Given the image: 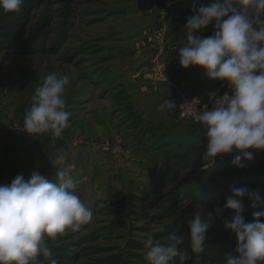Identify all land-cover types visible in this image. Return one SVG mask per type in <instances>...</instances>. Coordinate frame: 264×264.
<instances>
[{
	"label": "rangeland",
	"instance_id": "rangeland-1",
	"mask_svg": "<svg viewBox=\"0 0 264 264\" xmlns=\"http://www.w3.org/2000/svg\"><path fill=\"white\" fill-rule=\"evenodd\" d=\"M209 2L25 0L19 12L0 8V185L34 172L55 179L51 160L64 152L77 195L93 213L79 231L46 237L58 264H149L147 237L163 243L173 232L184 241V264H226L238 255L237 236L224 226L235 215L225 207L231 188L260 197L244 198L246 221L264 211V151L243 169L232 165L235 153L204 168L207 130L179 115L180 98L199 97L211 109L221 95L210 94L227 82L180 64L193 5ZM162 17L166 35L151 40ZM214 30L209 25L197 35ZM51 72L70 80L69 127L60 137L30 135L24 116ZM166 100L176 107L161 113ZM209 213L204 250L192 252L189 221Z\"/></svg>",
	"mask_w": 264,
	"mask_h": 264
},
{
	"label": "clouds",
	"instance_id": "clouds-1",
	"mask_svg": "<svg viewBox=\"0 0 264 264\" xmlns=\"http://www.w3.org/2000/svg\"><path fill=\"white\" fill-rule=\"evenodd\" d=\"M24 2L0 0V8L19 12ZM213 24V35H197ZM184 30L187 43L178 52L181 66L202 67L209 79L227 81L231 89V94L224 93L211 109L205 106L195 113V119L207 130V146L201 154L203 167L235 153L231 163L243 169L245 160L254 159V152L264 151V0L194 4ZM69 83L66 75L51 72L46 76L24 116L26 133L60 137L69 127L71 113L66 111L64 95ZM195 101L184 106L190 109ZM175 107L174 102L166 100L158 111L167 113ZM51 162L55 179L34 172L28 180L18 175L10 184L0 185V264H42L41 257L48 264H58L51 258L46 237L55 239L68 230L77 232L92 220L91 209L77 195L79 182L71 175L66 154L59 153ZM231 191L225 207L235 215L224 226L237 236L238 255L229 256L226 264H264V211L253 213L250 221L243 215L244 198L260 197L245 186H233ZM220 211L215 209L217 214ZM212 218V213L207 220L197 214L189 221L192 252L204 250ZM156 231L163 232L164 227ZM183 243L175 232L163 243L150 234L145 240L149 264H172L177 257L179 264H184L188 253L181 250Z\"/></svg>",
	"mask_w": 264,
	"mask_h": 264
},
{
	"label": "built area",
	"instance_id": "built-area-1",
	"mask_svg": "<svg viewBox=\"0 0 264 264\" xmlns=\"http://www.w3.org/2000/svg\"><path fill=\"white\" fill-rule=\"evenodd\" d=\"M238 7H241L238 5ZM253 10L249 9V12L251 13ZM167 31V23L165 20V17H162L159 19L157 26L154 29V32L151 36V40H156L160 39L161 37L163 38L166 35ZM229 93L231 94V89L228 86V83H224L223 86L217 91L214 97H218V95L223 96L224 93ZM220 96V97H221ZM193 100H196L193 105L190 106V109L185 107L184 105L187 103L192 102ZM205 106L208 107V104L204 103L203 100L199 97H187L183 96L180 98L179 103H178V110H179V115L182 119H187L195 124H200L196 119H195V113L203 109Z\"/></svg>",
	"mask_w": 264,
	"mask_h": 264
}]
</instances>
